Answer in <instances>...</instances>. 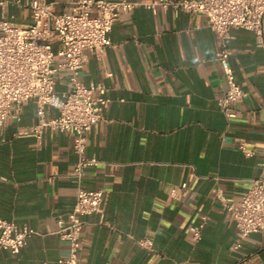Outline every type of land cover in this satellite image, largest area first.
I'll list each match as a JSON object with an SVG mask.
<instances>
[{
    "label": "crops",
    "instance_id": "crops-1",
    "mask_svg": "<svg viewBox=\"0 0 264 264\" xmlns=\"http://www.w3.org/2000/svg\"><path fill=\"white\" fill-rule=\"evenodd\" d=\"M2 1L0 21L32 23L25 7L31 0ZM76 1L45 0L58 15L70 13ZM108 37L110 48L101 59L89 57L80 77L85 86L101 84L110 103L105 121L88 136L86 154L100 164L83 180L86 190L107 193L106 204L84 219L78 264H264V234L250 235L234 250L236 229L225 209L261 175L264 48L250 31L230 32L229 64L246 96L228 121L218 106L226 88L219 43L204 16L138 6ZM55 90L65 92V82ZM47 116L57 118L59 111L50 108ZM37 121V103L30 100L19 121H8L7 142L0 144V218L37 233L17 255L0 250V264H57L69 253L54 233L76 200L73 138L46 131L38 142L18 134ZM204 220L194 242L192 228ZM145 238L152 239V251L138 245Z\"/></svg>",
    "mask_w": 264,
    "mask_h": 264
},
{
    "label": "built area",
    "instance_id": "built-area-1",
    "mask_svg": "<svg viewBox=\"0 0 264 264\" xmlns=\"http://www.w3.org/2000/svg\"><path fill=\"white\" fill-rule=\"evenodd\" d=\"M13 3L19 4L14 0ZM7 2L0 0V6ZM142 6L155 12L171 10L174 15L192 13L206 18V26L215 33L219 51L216 59L221 65L226 88L218 106L228 121L238 115L237 106L246 93L237 83L229 64L228 40L232 30L250 31L255 35V45L264 48V0H156L137 3L131 0H77L70 13L54 14L45 0H31L25 4L31 13L32 23L19 26L8 19L0 21V144L10 119L20 120L24 105L35 100L37 123L19 132L32 134L40 142L46 131L71 135L76 163L71 179L76 185L73 209L57 221L55 235L69 246L68 256L57 264H78L81 233L87 216L100 214L106 204L104 190H86L83 180L89 169L100 162L86 154L88 136L105 121V109L110 103L106 89L101 84L85 86L81 73L89 57L101 59L111 41L108 37L113 25ZM53 44L59 48L54 50ZM66 76V79H64ZM65 82L67 90L56 92L55 86ZM59 111L57 118L47 116L48 109ZM238 149L247 157L253 152L240 143ZM261 175L252 181L238 203H226L225 209L236 229L238 250L241 242L255 233L264 234V161L259 165ZM181 189L185 190L186 185ZM179 200L177 189L171 191ZM205 220L192 228V239L198 242ZM37 235L28 227L0 218V250L17 255L27 240ZM153 250V241L145 238L137 242Z\"/></svg>",
    "mask_w": 264,
    "mask_h": 264
}]
</instances>
